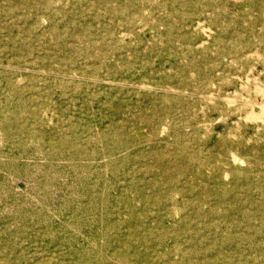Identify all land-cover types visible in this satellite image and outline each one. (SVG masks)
Here are the masks:
<instances>
[{"label": "rangeland", "instance_id": "rangeland-1", "mask_svg": "<svg viewBox=\"0 0 264 264\" xmlns=\"http://www.w3.org/2000/svg\"><path fill=\"white\" fill-rule=\"evenodd\" d=\"M254 85L264 0H0V264H264Z\"/></svg>", "mask_w": 264, "mask_h": 264}, {"label": "bare ground", "instance_id": "bare-ground-1", "mask_svg": "<svg viewBox=\"0 0 264 264\" xmlns=\"http://www.w3.org/2000/svg\"><path fill=\"white\" fill-rule=\"evenodd\" d=\"M146 13V12H145ZM202 24V23H201ZM202 45V44H201ZM254 55V54H252ZM249 56V55H248ZM174 91V90H173ZM244 91L245 93L249 96V97H253L254 94L259 95L261 97V103L259 104V107L261 109V111L264 113V90L262 87L258 86V85H254L253 88H251L250 86H245L244 87ZM226 99V98H225ZM258 107V106H257ZM156 112H154L153 114H155ZM250 115V114H249ZM255 114L251 113V117H253ZM263 116V115H262ZM250 117V118H251ZM261 117V116H260ZM241 119V117H240ZM257 119V118H256ZM259 119V118H258ZM254 120V119H253ZM250 122V121H249ZM242 123L243 121H239L236 123V127L235 130H240V128L242 127ZM257 123V122H256ZM223 141L225 144H229L232 146V125L229 127L228 132L224 133L222 135ZM226 176H230L232 177V170H229V172H226L225 174Z\"/></svg>", "mask_w": 264, "mask_h": 264}]
</instances>
